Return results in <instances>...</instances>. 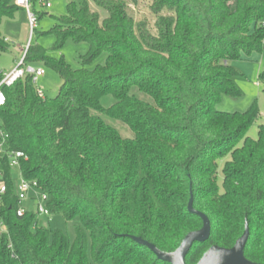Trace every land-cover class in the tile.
<instances>
[{"label":"trees","instance_id":"16d2710c","mask_svg":"<svg viewBox=\"0 0 264 264\" xmlns=\"http://www.w3.org/2000/svg\"><path fill=\"white\" fill-rule=\"evenodd\" d=\"M14 1L0 0V24L20 9ZM89 1L105 16L70 3L48 32L52 47L26 51L25 65L60 77L55 97L39 96L30 76L2 87L0 264H167L131 238L173 253L202 227L187 211L190 192L210 229L185 264L212 246L231 249L245 224L243 255L264 264V125L256 140L246 137L256 103L243 113L216 110L222 96H241L229 63L264 52V0H148L156 35L128 15L138 0ZM68 42L87 45L78 69L48 55ZM10 48L0 33V54ZM258 81L264 87V66ZM107 96L114 103L103 108ZM102 117L134 138L122 139ZM15 153L24 156L19 176L39 184L49 215L78 221L72 241L41 226L33 203L16 215ZM227 157L219 188L217 166Z\"/></svg>","mask_w":264,"mask_h":264},{"label":"rangeland","instance_id":"374dc122","mask_svg":"<svg viewBox=\"0 0 264 264\" xmlns=\"http://www.w3.org/2000/svg\"><path fill=\"white\" fill-rule=\"evenodd\" d=\"M87 3L92 12H97L100 17H104L105 13L96 7L89 0H49L51 7L42 9L35 7V12L40 15L37 28L30 37V30L27 22V17L22 9H19L13 19H4L0 24V33L11 45L10 51L5 54H0V70H10L15 67L16 63L22 55V50L26 45H39L46 50H49L54 44V39L48 32L55 24V19L63 17L67 14V6L70 3L80 5ZM148 0H138L135 5L127 6V13L132 17L135 23L143 22L146 24L148 31L152 35H156L155 21L156 17L151 14ZM87 50L85 44H73L68 42L61 51H48V55L52 58H63L65 62L72 68L78 69L76 58L80 54H84ZM105 56L97 60V64L103 63ZM229 65L240 75L235 80V86L239 90L241 96L238 100H232L227 96H222L216 106V110L224 113H243L247 111L253 103H256L258 109V118L253 126L248 130L246 137L256 140L258 137V127L264 125V94L263 86L258 81V76L262 72L264 66V52L253 53L250 57L241 55L239 60H234ZM37 67V66H35ZM44 76L38 79L35 84L44 97L53 98L57 95L62 84L60 77L51 69L43 68ZM114 103L110 96L104 97L101 100L103 108H108ZM107 125L114 128L122 139L131 140L134 134L121 122L102 117ZM240 145V144H239ZM228 157L219 161L217 166V185L221 188L222 184V166ZM13 177L15 182L19 181V173L17 169H13ZM25 204L26 208H33L29 201ZM39 224L45 228L52 230H60L64 232L69 241L74 238V227L78 225V221L65 222L61 215H49L47 217H39Z\"/></svg>","mask_w":264,"mask_h":264},{"label":"built area","instance_id":"2783aa9c","mask_svg":"<svg viewBox=\"0 0 264 264\" xmlns=\"http://www.w3.org/2000/svg\"><path fill=\"white\" fill-rule=\"evenodd\" d=\"M16 7L22 9L27 17V22L30 30V37L37 28V12H35V7L49 9L51 7L49 0H15ZM29 43L26 45L24 50H22V55L15 67L8 72H0V107L5 103V97L2 92V87H11L14 83L19 80L24 79L27 76L31 77L32 83L35 85L39 78L44 76V69L41 67H35L32 65L24 64V57L28 49ZM38 95L43 96L38 90ZM7 136L0 128V156L5 155V142ZM24 156L22 153H15L14 155H9L10 167L12 169L19 170L20 160ZM5 192V187L0 184V194ZM16 195L18 199L19 208L16 215L21 217L24 215L26 207L25 204L29 201V204L33 203L38 217L49 216L48 210L45 208V203L47 202L46 194L42 193L39 184L36 181H25L19 176V181L16 183Z\"/></svg>","mask_w":264,"mask_h":264},{"label":"water","instance_id":"95a60500","mask_svg":"<svg viewBox=\"0 0 264 264\" xmlns=\"http://www.w3.org/2000/svg\"><path fill=\"white\" fill-rule=\"evenodd\" d=\"M187 211L196 215L202 222V227L198 231L188 233L173 253L159 251L153 245L140 238L132 237L131 240L138 246H142L150 251L157 261L167 264H185L184 260L193 243H204L209 237V221L205 215L192 208V196L187 204ZM248 226L245 224L242 235L236 240L231 249H222L217 246L209 248L199 259L197 264H255L245 259L243 252L248 239Z\"/></svg>","mask_w":264,"mask_h":264},{"label":"crops","instance_id":"0c3cea01","mask_svg":"<svg viewBox=\"0 0 264 264\" xmlns=\"http://www.w3.org/2000/svg\"><path fill=\"white\" fill-rule=\"evenodd\" d=\"M13 68H14V67H13ZM13 68H11V69H13ZM11 69H10V70H11ZM10 70H8V71H10ZM8 71H7V70H2V71L0 70V72H8Z\"/></svg>","mask_w":264,"mask_h":264}]
</instances>
